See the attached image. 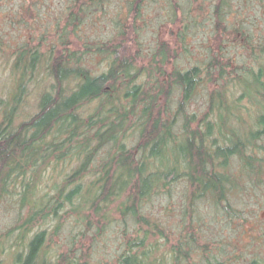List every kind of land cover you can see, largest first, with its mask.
<instances>
[{
  "label": "trees",
  "instance_id": "16d2710c",
  "mask_svg": "<svg viewBox=\"0 0 264 264\" xmlns=\"http://www.w3.org/2000/svg\"><path fill=\"white\" fill-rule=\"evenodd\" d=\"M69 4L49 12L37 41L35 31L17 43L11 30L38 29L32 21L47 10L40 16L34 0H0V52L9 51L0 205L13 216L0 233L6 264H229L222 252L194 256L199 201L208 199L213 215L226 218L235 212L228 195L264 175V16L246 11H264V0ZM210 20L213 41L196 53L194 37ZM152 22L174 37L158 36L145 49L142 30ZM87 24H96L94 35L71 37ZM32 87L38 106L22 118ZM202 90L205 105L196 110ZM156 200L166 212L155 211ZM177 201L175 221L170 206ZM67 225L78 228L70 244L50 253L46 246ZM111 228L118 243L95 259Z\"/></svg>",
  "mask_w": 264,
  "mask_h": 264
},
{
  "label": "rangeland",
  "instance_id": "374dc122",
  "mask_svg": "<svg viewBox=\"0 0 264 264\" xmlns=\"http://www.w3.org/2000/svg\"><path fill=\"white\" fill-rule=\"evenodd\" d=\"M11 2L14 0H10ZM33 1V0H32ZM38 3L39 8L41 9V15L45 14V11L43 9L47 10L48 17H43L40 22L38 23L36 20L29 18V22L32 21V24L38 27V29L32 30V29H25L24 27L20 28L17 31V34H14L15 29H12V33L14 36L11 37V39L14 42L22 43L25 40L29 39V35L31 33H34V38L32 40L37 41V38L40 37L41 32H45V25L47 23H50L51 18L53 17V14L51 13L49 15V12H55L58 13L62 11L67 5L69 4V0H34ZM50 9V11H49ZM156 7H153L151 12L148 14L151 18L157 19V11ZM242 13H245V8H240ZM246 11L250 14L255 16H264V11L259 10L257 8L246 7ZM239 15V11H237ZM6 16V15H5ZM52 16V17H50ZM152 18V20H154ZM2 18L1 20H3ZM233 19V18H232ZM4 22V21H3ZM2 22V24H4ZM94 24V23H93ZM203 28L198 31L194 37L195 45H193V49L196 53H204L203 47L201 46L203 42L205 41H213L211 36V29H212V20L206 21L203 24ZM158 25L152 22V26L149 27L150 31H147L146 29L142 30L141 39L143 41V47L145 49H148L150 47H154L155 42L157 41L158 36L163 39H173L174 34L169 30L168 27L160 28L158 31ZM176 29V28H175ZM52 28L49 29L51 31ZM31 31V32H29ZM77 33L74 31L71 32V37L75 40H77V36L86 37L89 34L94 35V32H96V24L95 25H85L83 27L78 28ZM96 34V33H95ZM225 38H227V34L225 35ZM216 41V40H215ZM82 42L80 43V45ZM74 44L71 45L74 46ZM79 45V46H80ZM217 46V44H214ZM224 46V44H223ZM172 47H176V45H172ZM227 47V45L225 46ZM42 50L45 51V46L42 47ZM3 52H9L8 50H4ZM0 52V95L2 97L7 96V88L9 85V82L7 81V76L5 71L7 69L5 68V57L4 53ZM247 55V53H245ZM94 62H96V55H94ZM183 58H186L185 56L182 57V55L179 54L178 56V63H183ZM171 64L168 65V68H171ZM32 91L30 92V95L26 99V103L24 106V113L21 115L22 118L26 117L27 115L31 114L37 109L38 106V94L37 90H34L32 87ZM205 94L203 90L197 93V95L194 98V101L196 104L194 105V109L200 110L204 107L205 102ZM199 105H198V104ZM195 124V123H194ZM193 124V125H194ZM251 188L245 189L244 187H250ZM201 205V230L197 231V233L200 235V239H198L199 243L197 244V251L194 252V256L197 257L201 252L205 253H211L216 254L222 252L224 254V259L229 262V264H247L248 261L255 257L260 261V264H264V175L262 176V180L258 181V179L255 180L254 183H249L240 186L239 191H234L233 193L228 195V202L233 205V211L231 213H227V217L225 218L223 214H215L213 215L212 210H210L211 205H209V200L204 199L202 201H199ZM166 202H161L156 200L154 203V208L157 213H163L166 212L167 207L165 206ZM6 205H0V233L7 231L9 228L8 226L12 224L13 222V216L10 210L6 209ZM171 210H173L171 213L173 216L171 219H174L177 221L179 218V214L181 213L180 210V204L179 201H177V204L170 206ZM215 216V217H214ZM184 225V224H182ZM35 227V226H34ZM66 231L70 228L69 225L65 226ZM73 231V234H71V231ZM78 228L71 227L69 229V232H64V230L60 231L61 234L56 235L53 237V240L48 243L46 247H48L50 250V253L55 252L58 250H63L66 248V245L70 244L69 238H72L73 235L77 232ZM195 230V229H194ZM119 231V230H118ZM114 230L112 228L108 232V236L106 237L105 243L102 245L98 244L97 251L95 247V259L97 257H102L103 255H107L109 251H113L115 245L118 243L116 235L114 234ZM107 232L103 233V235H106ZM71 235V236H70ZM75 238H82L84 242L89 241V237L84 236H74ZM100 240H102V237H100ZM73 242V239H71ZM177 241L174 239L172 242ZM90 242V241H89ZM210 242V243H209ZM78 243V242H77ZM202 245V246H201ZM207 245V246H206ZM206 246V247H205ZM9 247V245H8ZM208 248V249H205ZM9 249V248H8ZM14 250L13 248H10L7 253H10L9 251ZM42 254L46 257H49L48 251L44 249V253ZM3 259L2 262L6 264V261L10 263V259L7 257V254L4 255L0 253V261Z\"/></svg>",
  "mask_w": 264,
  "mask_h": 264
}]
</instances>
